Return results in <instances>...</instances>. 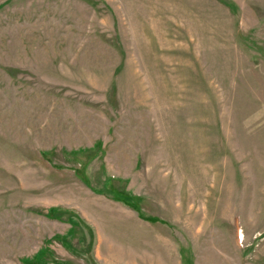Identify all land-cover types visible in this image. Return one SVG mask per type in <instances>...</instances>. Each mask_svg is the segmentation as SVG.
I'll use <instances>...</instances> for the list:
<instances>
[{
    "label": "rangeland",
    "instance_id": "rangeland-1",
    "mask_svg": "<svg viewBox=\"0 0 264 264\" xmlns=\"http://www.w3.org/2000/svg\"><path fill=\"white\" fill-rule=\"evenodd\" d=\"M0 264H264V0H0Z\"/></svg>",
    "mask_w": 264,
    "mask_h": 264
}]
</instances>
